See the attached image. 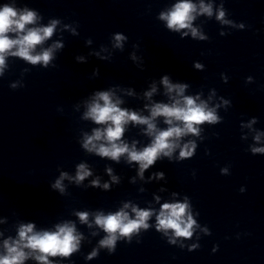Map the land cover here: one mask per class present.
<instances>
[{
    "label": "clouds",
    "instance_id": "1",
    "mask_svg": "<svg viewBox=\"0 0 264 264\" xmlns=\"http://www.w3.org/2000/svg\"><path fill=\"white\" fill-rule=\"evenodd\" d=\"M211 6L200 5V12L211 15ZM196 12V6L190 0H181L180 3L168 13H161L160 19L167 21L169 29L179 31L188 28L193 37H199L203 40L195 28L191 27V21L194 19L193 13ZM224 12L220 11L217 18L223 20ZM37 14L28 9L17 10L12 6L5 5L0 8V73L5 67V57L8 54L18 56L31 64H43L48 66L53 58V50L61 47L55 44L51 48L33 54L37 45L42 44L46 39L53 35L57 21H52L47 27L28 28L27 25L35 24ZM226 22V21H225ZM9 33H15L17 38L12 39ZM187 35V33H185ZM116 46H121V41L125 37L117 35ZM15 49V51H12ZM197 67H200L198 64ZM162 83L168 92L175 91L178 95L183 94L187 85L171 84L167 76L163 77ZM155 91V88L152 89ZM111 92H98L95 98L88 104V110L85 113V119H91L98 125H106L104 128L93 130L91 136H85L83 147L89 152L95 151L101 157H108L118 161L122 155H127L129 162H137L140 165L141 175L150 165H153L161 156L171 158L173 151L179 147V139L189 133L198 134L197 125L204 122L216 123L219 117L214 110L209 109L204 102L199 104L192 97H183V100H175L171 105L156 104L151 108L149 117L141 116L135 112H129L127 109H121L120 100L113 102ZM151 96L152 92L146 93ZM158 116L165 118L164 122L169 125L165 130H157L154 120ZM129 121L135 124L147 125V134L153 136L150 145L137 151L135 144L130 148L121 141L125 131V125ZM174 121L179 124L174 125ZM254 122V121H253ZM182 125V126H181ZM259 140V135L256 137ZM104 141L97 144V142ZM195 148L194 143H188L181 148L180 158L189 157ZM253 153H264V148H253ZM226 171V169L222 170ZM90 175L85 165L81 164L78 168L77 182L82 181ZM62 174L61 179H63ZM115 180L116 178L113 177ZM93 181V184H97ZM53 187L63 191L61 181L57 180ZM108 187L107 184L104 185ZM129 207L125 204L124 208ZM136 218L130 219L127 212L121 209L119 212L108 215L97 214L95 223L108 233L107 237L100 241L102 247L112 248L115 244L118 234L128 236L139 228H147V220L152 215L149 210H140L133 208ZM82 222H86L87 213H77ZM189 204L184 203H165L157 216V230H163L167 233L172 230L175 237L188 238L192 236L193 226L195 225ZM34 225H21L19 230V239L12 243L5 241L6 254L0 256V264H23V261L29 258V253L24 249H30L39 253L34 258L41 264H51L48 256L70 255L77 250L80 236L76 234L74 225L65 223L57 225L56 232H34ZM174 243L175 241H170ZM95 254V253H93Z\"/></svg>",
    "mask_w": 264,
    "mask_h": 264
}]
</instances>
